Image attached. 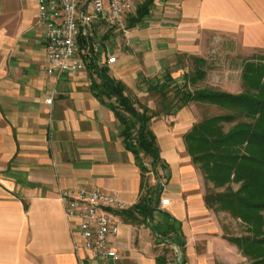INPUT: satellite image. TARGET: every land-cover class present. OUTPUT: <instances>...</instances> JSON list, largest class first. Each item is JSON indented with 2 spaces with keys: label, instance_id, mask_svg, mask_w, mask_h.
Here are the masks:
<instances>
[{
  "label": "crops",
  "instance_id": "1",
  "mask_svg": "<svg viewBox=\"0 0 264 264\" xmlns=\"http://www.w3.org/2000/svg\"><path fill=\"white\" fill-rule=\"evenodd\" d=\"M44 31L37 0H0V264H244L206 205L204 179L186 152L183 136L196 122L190 106L151 122L166 165L158 199L155 175L142 176L118 119L92 92L94 66L48 75ZM101 43L96 68L138 97L147 90L143 80L171 73L181 54L204 59L209 47L229 44L264 51V0H136ZM110 55L115 61L107 63ZM79 186L131 206L117 214L116 259H92L75 247L77 221L64 216L58 192ZM146 193L150 213L143 215L134 206ZM170 224L182 246L166 236Z\"/></svg>",
  "mask_w": 264,
  "mask_h": 264
},
{
  "label": "trees",
  "instance_id": "2",
  "mask_svg": "<svg viewBox=\"0 0 264 264\" xmlns=\"http://www.w3.org/2000/svg\"><path fill=\"white\" fill-rule=\"evenodd\" d=\"M146 8L147 5L139 8L131 24L141 20ZM189 58L196 67L192 73L184 72L180 81L168 70L154 79L143 80L147 91L159 96L158 108H151L126 93L124 84L109 76L106 67L96 68L94 61L87 64L89 68L94 66L99 79L92 82V92L118 119L122 140L134 155L142 176L147 172L155 175L154 192L158 199L163 183L157 169L164 170L166 165L160 158L151 122L174 115L193 102L229 110V114L212 115L194 123L183 136L184 144L204 179V200L208 208L243 224L242 233H235L230 222L220 221L224 238L246 258L244 264H264V65L247 66L242 78L250 90L232 93L207 87L192 88L205 75L199 66L205 59L193 55ZM234 113L248 121L224 129V123L236 119ZM233 183L238 185L236 189L232 188ZM149 198L146 193L134 208L143 215L149 214ZM168 228L170 233L166 236L170 234V240L182 246L178 227L170 224Z\"/></svg>",
  "mask_w": 264,
  "mask_h": 264
},
{
  "label": "built area",
  "instance_id": "3",
  "mask_svg": "<svg viewBox=\"0 0 264 264\" xmlns=\"http://www.w3.org/2000/svg\"><path fill=\"white\" fill-rule=\"evenodd\" d=\"M136 0H37V20L44 25L46 72L60 78L76 74L104 55L101 40L121 24ZM115 61L113 55L106 62ZM53 96L45 99L51 103ZM58 197L64 216L76 220V231L87 256L97 260L117 258L113 242L119 231L118 213L131 206L115 193L96 187L63 188ZM166 203L165 199L160 200Z\"/></svg>",
  "mask_w": 264,
  "mask_h": 264
},
{
  "label": "rangeland",
  "instance_id": "4",
  "mask_svg": "<svg viewBox=\"0 0 264 264\" xmlns=\"http://www.w3.org/2000/svg\"><path fill=\"white\" fill-rule=\"evenodd\" d=\"M114 42L110 43L113 44ZM177 57V63L170 65L171 76L179 77L178 81L181 80L182 74L184 72L192 73L196 64L193 62L189 56L181 54ZM205 63L199 64L201 69L205 71V75L202 79L197 80L192 88H212L232 93H238L246 90H250V86L242 78L244 69L249 65L257 66L259 64L264 65V51L261 50H243L235 45H223L216 46L213 45L208 48L204 55ZM140 96H134L139 99L143 104L150 106L151 108H158L159 106V96L153 94L147 90H143ZM190 112L195 116L196 122L200 121L205 117H209L217 114H229V110H225L218 106L207 104V103H190ZM235 114V113H234ZM171 116H161L159 118H165L170 120ZM235 120L231 122L224 123V129H228L234 124L240 121H248L247 118L241 117L235 114ZM157 119V118H156ZM195 122V123H196ZM159 174V179L161 183L164 184L165 178L160 171L157 169ZM150 174V173H149ZM145 181V180H144ZM156 182V181H155ZM233 189L238 187L237 184H231ZM264 215V212H263ZM219 220L225 223H231L234 232L237 231L242 233L243 224L238 223L234 219L228 217L223 213L218 214Z\"/></svg>",
  "mask_w": 264,
  "mask_h": 264
}]
</instances>
